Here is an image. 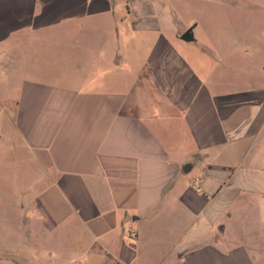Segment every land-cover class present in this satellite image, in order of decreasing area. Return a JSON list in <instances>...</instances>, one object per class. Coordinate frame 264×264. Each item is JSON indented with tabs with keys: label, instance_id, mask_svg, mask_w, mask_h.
I'll return each mask as SVG.
<instances>
[{
	"label": "crops",
	"instance_id": "obj_1",
	"mask_svg": "<svg viewBox=\"0 0 264 264\" xmlns=\"http://www.w3.org/2000/svg\"><path fill=\"white\" fill-rule=\"evenodd\" d=\"M164 16L0 0V223L40 241L0 264H264L263 50L238 82Z\"/></svg>",
	"mask_w": 264,
	"mask_h": 264
},
{
	"label": "rangeland",
	"instance_id": "obj_2",
	"mask_svg": "<svg viewBox=\"0 0 264 264\" xmlns=\"http://www.w3.org/2000/svg\"><path fill=\"white\" fill-rule=\"evenodd\" d=\"M154 10L164 13V19L167 21L168 30L171 31V25L180 28L179 35H182L188 28L195 26L194 34L196 42H185L178 38L174 40V45L179 49L193 52L194 58L205 59L209 56L204 52L207 46L224 53V59L227 60L232 71L238 67L242 69V75L234 74L238 82H244V79H251L252 74L260 69L261 56H247L246 53L261 49L264 53V39H258L255 35L264 33V0H153ZM177 47V48H178ZM208 52V51H207ZM262 53V54H263ZM211 61H212V57ZM212 65V64H211ZM238 65V66H237ZM229 72V70L227 71ZM63 73H52L53 81L57 82L58 75ZM74 76L77 73H68ZM224 76L223 72L221 74ZM231 76V75H226ZM71 79V78H69ZM68 79V80H69ZM22 181V179H20ZM10 184V183H9ZM9 190L17 191L21 196V190L24 185H8ZM19 187V188H17ZM19 189V190H18ZM14 193V192H13ZM6 202V201H5ZM1 209V208H0ZM5 213H3L4 215ZM1 215V214H0ZM30 218V217H29ZM26 217L19 216V224L22 227L10 226L12 223L8 220L7 224L0 225V253L6 254L3 250L13 254H24L27 252L26 244H37L39 239L34 238L33 234L27 230L28 221ZM1 220V217H0ZM13 224V223H12ZM41 242L43 239H40ZM34 248L32 249V251ZM37 255H43L42 247L38 249ZM0 254V255H1ZM28 254V253H27ZM35 256L34 252L29 253Z\"/></svg>",
	"mask_w": 264,
	"mask_h": 264
},
{
	"label": "water",
	"instance_id": "obj_3",
	"mask_svg": "<svg viewBox=\"0 0 264 264\" xmlns=\"http://www.w3.org/2000/svg\"><path fill=\"white\" fill-rule=\"evenodd\" d=\"M194 28L195 26L188 28L181 36V39L184 41H194Z\"/></svg>",
	"mask_w": 264,
	"mask_h": 264
},
{
	"label": "built area",
	"instance_id": "obj_4",
	"mask_svg": "<svg viewBox=\"0 0 264 264\" xmlns=\"http://www.w3.org/2000/svg\"><path fill=\"white\" fill-rule=\"evenodd\" d=\"M196 181L199 182L200 178H196ZM127 235L130 239L133 240L137 237V231L133 227H130L128 232H127Z\"/></svg>",
	"mask_w": 264,
	"mask_h": 264
}]
</instances>
